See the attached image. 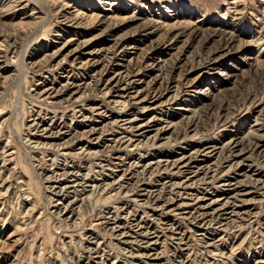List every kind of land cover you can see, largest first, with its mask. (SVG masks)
<instances>
[{
    "label": "rangeland",
    "instance_id": "374dc122",
    "mask_svg": "<svg viewBox=\"0 0 264 264\" xmlns=\"http://www.w3.org/2000/svg\"><path fill=\"white\" fill-rule=\"evenodd\" d=\"M10 1L0 0V11ZM50 4L54 12L44 10ZM8 12L0 19V264H149L138 257L144 249L156 250V264H264V147L254 150L264 144V0H18ZM92 13L117 15L108 36ZM78 14L87 25L66 26ZM12 21L30 30L7 56ZM121 37L126 51L116 47ZM86 40L85 60L115 47L112 56L94 68L66 57ZM50 88L54 99L44 96ZM138 91V101L150 93L142 105L131 98ZM155 92L163 94L156 103ZM62 147L100 150L101 162L63 161ZM184 156L188 168L172 166ZM63 168L88 176L85 191L50 194L56 178L47 179ZM62 198L70 205L61 217ZM182 205L187 214L174 216ZM203 207L224 209L207 232ZM115 215L139 223L127 240L149 236L114 241Z\"/></svg>",
    "mask_w": 264,
    "mask_h": 264
},
{
    "label": "bare ground",
    "instance_id": "6f19581e",
    "mask_svg": "<svg viewBox=\"0 0 264 264\" xmlns=\"http://www.w3.org/2000/svg\"><path fill=\"white\" fill-rule=\"evenodd\" d=\"M37 2V1H36ZM17 4H18V0H11L10 2H9V4L7 3V9L5 10L4 8H2V9H4V11H0V19L2 18V19H6L8 16H9V14H6L8 11H11L12 10V8H15L16 6H17ZM47 4V3H46ZM40 5H42V4H40ZM41 7V6H40ZM44 7V10L47 12L48 10L50 11H53V10H55L56 8H55V5H51L50 4V6L48 5V6H43ZM62 7V6H61ZM60 7V8H61ZM64 8V7H63ZM59 11V10H58ZM54 12V11H53ZM9 13V12H8ZM56 13V12H55ZM64 13V12H63ZM80 13V12H79ZM59 14H61V12L59 11ZM13 16V15H12ZM103 16V15H102ZM104 16H106V15H104ZM103 16V17H104ZM67 17V16H66ZM88 17V16H87ZM13 18V17H12ZM65 18V17H64ZM88 18H90L91 19V21H94L97 25H107V24H109V26H107V28L100 34V35H105L106 34V36H108L109 35V33H111L112 32V30H113V26L112 25H114V21L116 22V20L118 19L119 20V18H117V15H114V14H109L106 18H100V16H98V15H96V14H93L92 13V15H90ZM82 19L84 20V19H86V17H84L83 16V14H78V15H73L72 17H70L69 18V20H67V22H68V24H66V26H75L77 29H81V28H84V26H86L87 24H84L83 22H82ZM17 20V19H16ZM15 20V21H16ZM86 20H88V19H86ZM81 21V22H80ZM66 22V21H65ZM31 23V22H30ZM64 23V22H63ZM178 23V22H177ZM184 23V22H183ZM9 24V23H8ZM75 24V25H74ZM116 24V23H115ZM180 24V23H179ZM150 25V24H149ZM153 25V24H152ZM177 25V24H176ZM180 25H183V24H180ZM184 27H186V30L187 29H190V30H192V31H189V30H187V32H189L191 35H193V33H198V29H196V28H193V27H191V25L190 24H186V23H184ZM4 26V25H3ZM3 26H2V28H3ZM115 26V25H114ZM167 26V25H166ZM170 26V25H169ZM24 27H29V28H27L26 29V31H24L25 30V28ZM155 27V26H154ZM168 27V26H167ZM173 27V26H172ZM171 27V28H172ZM177 27V26H176ZM5 28H6V31H7V33H5L4 31V33H5V41H4V43L6 44H9V42H11L12 41V43L10 44V45H8V46H2V47H4L5 49L3 50V52H4V54L5 55H9V51L11 50V49H16L17 48V38H18V33H19V35L21 34V33H24V32H28L29 30H30V24L29 23H20V24H18V23H14L13 21H12V23H10L9 24V26H5ZM170 28V29H171ZM34 29V28H33ZM32 29V30H33ZM162 29V28H161ZM35 30V29H34ZM169 30V29H168ZM168 30H167V32H168ZM172 32H175L174 30L172 31ZM185 33V32H184ZM33 34V33H32ZM152 34V33H151ZM171 35V34H170ZM182 35H183V32H182ZM188 35V34H187ZM183 36H185V35H183ZM196 36V35H195ZM194 36V37H195ZM164 38V37H163ZM167 38V37H166ZM190 38V37H189ZM76 39L75 38H72V39H69V41L66 43V46H69V45H71L74 41H75ZM174 40V39H173ZM229 40H232V38H230ZM92 41L91 40H86V41H84L83 43H82V45H80L78 48H76V49H74L73 51H71L66 57L67 58H69V59H72L73 58V62L74 63H76L77 65L78 64H82L83 63V61H84V63L82 64V66L81 67H98V66H100V65H102L103 63H104V61H105V59H103L102 60V58H103V56H105V55H108V56H106V57H110V56H112L111 54L112 53H109L108 51H112L115 47H112L111 49H108V50H102L101 51V53H99V54H96V53H93V52H88L87 54L89 55L88 56V58H86V60L82 57V53L86 50V49H88V46H89V44L91 43ZM228 43V42H227ZM158 44V43H157ZM123 46H125L124 45V37H121V38H119L118 40H117V42H116V47H123ZM1 47V46H0ZM150 47V46H149ZM152 47V46H151ZM124 48V47H123ZM121 49L122 51L123 50H127V49ZM1 49V48H0ZM3 49V48H2ZM151 49V48H150ZM0 52H2V50H0ZM108 52V53H107ZM15 53V52H14ZM126 53V52H125ZM56 55V54H55ZM211 56V55H210ZM116 58V57H115ZM66 59V58H65ZM113 60V59H112ZM112 60L111 61H109V63L110 62H112ZM79 61V62H78ZM103 62V63H101L100 64V62ZM208 61V60H207ZM212 61H213V59H212ZM2 62V61H1ZM167 62V61H166ZM201 63H202V61H201ZM200 63V64H201ZM100 64V65H99ZM162 64V63H161ZM164 64V63H163ZM162 64V65H163ZM168 64V63H167ZM64 66V65H63ZM109 66V65H108ZM167 66V65H166ZM104 67H105V65H104ZM140 67V66H139ZM164 68V67H163ZM162 68V69H163ZM89 69V68H88ZM108 69V68H107ZM142 69V68H141ZM159 70H161V69H159ZM150 71V70H149ZM163 71V70H162ZM167 75V74H166ZM121 77V75H119V76H117V79L118 78H120ZM124 77V76H123ZM184 77V76H183ZM8 78H9V76L8 77H5V81L6 80H8ZM129 78V75H127L126 74V76H125V80H127ZM168 79V78H167ZM157 80V79H156ZM112 81V80H111ZM129 81V80H128ZM165 81V80H164ZM168 81H169V79H168ZM120 82V81H119ZM182 82V81H181ZM131 84L132 83H127V86L128 87H130L131 86ZM181 90V89H180ZM157 91V90H156ZM163 91V90H162ZM170 91V90H169ZM142 92V91H141ZM141 92H137V94H136V96H134V97H131L132 99H136L137 100V104H143L146 100H148V99H150V98H148V96L150 95V93H147V95L145 96V98H143V99H140L139 101H138V99H139V94L141 93ZM151 92V91H150ZM132 93V92H131ZM45 95H48L47 96V98L48 99H54V98H56V97H54L55 95H53V92H52V90H51V88H50V90H46L45 91V93H44V96ZM132 95H134V94H132ZM154 98L152 99V100H154L153 102L154 103H156V102H158L160 99H162L163 98V94L162 93H159L158 94V92H155L154 93ZM143 96V95H142ZM123 97V96H122ZM128 97H129V95H128ZM45 99V100H48V99ZM72 99H75V100H73L74 102H76V104L78 103V102H80V101H83V99H76V98H74V97H71ZM70 98V99H71ZM142 98V97H141ZM3 99V98H2ZM134 99V100H135ZM70 102V101H69ZM51 103V102H50ZM115 103V102H114ZM120 102H117L116 101V104H114V105H117V104H119ZM124 102H122V104H123ZM135 104V103H134ZM258 104V103H257ZM256 104V105H257ZM100 106V105H99ZM261 106H262V104L261 105H259L257 108L254 106V109L255 110H258V109H260L261 108ZM128 107V106H127ZM97 108V107H96ZM75 109V108H74ZM144 109V108H143ZM88 110V109H87ZM191 109H187V111H190ZM261 111V113H263L262 115H263V117H264V108L262 109V110H260ZM257 113V112H256ZM13 116V115H12ZM11 117V116H10ZM15 117V116H14ZM259 118V117H258ZM124 126L125 127H134V121L133 120H130V119H128V118H125L124 119ZM118 123V122H117ZM123 123V122H122ZM115 124V123H114ZM123 125V124H122ZM139 126V125H138ZM261 126H263V125H261ZM43 130H46V129H43ZM163 131H165V130H159L158 131V134L159 133H162ZM94 132H96L95 130H91L89 133L90 134H92V133H94ZM50 134V133H49ZM158 134L156 135V137L158 136ZM165 134V133H164ZM49 136H52V135H49ZM119 140H121V144H123L124 142H123V140L122 139H119ZM90 141V140H89ZM98 141V140H97ZM239 143L240 142H238V141H234V143H232L231 145H229L231 148H232V150H235L236 148H238L239 147ZM97 145H96V147L99 145V143H96ZM230 144V143H229ZM43 145H45L44 143H43ZM51 146V145H50ZM90 146V145H89ZM88 146V147H89ZM59 147V146H58ZM61 147V146H60ZM67 147V146H66ZM66 147H62V149H58L57 150V153L56 154H58V157H61V158H63V161L64 160H67L68 158H71V157H73V156H78V158H81V159H87V160H90V161H93L94 162V165L95 164H99L100 162H101V152H100V150H98V151H95L94 150V152H88V153H85L84 151L83 152H79V153H73L72 152V150H70L69 149V147L68 148H66ZM262 147H264V144H261V142L260 141H256V144L254 145V150L256 149V151L257 150H260V148H262ZM53 148V147H52ZM56 149H57V147H56ZM218 149V148H217ZM221 149V148H220ZM215 150V149H214ZM225 150H227L226 148H222V151H225ZM232 150H230V153L231 154H233V153H235V151H232ZM263 150V149H262ZM210 151V150H209ZM244 151V149H242V152ZM253 151V150H252ZM215 152V151H214ZM213 152V153H214ZM209 153V152H208ZM259 153H261V151L259 152ZM13 154L14 153H12L11 155H9L8 157L10 158V157H13ZM220 154V153H219ZM240 154V153H239ZM242 154V153H241ZM263 158H264V153L261 155ZM4 159V158H3ZM60 159V158H59ZM10 160L12 161L13 159L12 158H10ZM194 160V159H193ZM5 162L4 163H8V161L9 160H4ZM97 161V162H96ZM191 161H192V159H191V157H188V158H186L185 156L184 157H181V158H179V159H177V160H175V162L173 163V167H176L177 168V166L178 165H182V169H184V168H188V166L190 165V163H191ZM68 162V161H67ZM242 162V161H241ZM9 164V163H8ZM154 164V163H153ZM156 165V167H159L160 166V163L158 162V163H155ZM166 164V163H165ZM4 166H6V164H4ZM97 166V165H96ZM101 167H102V165H100ZM104 166V165H103ZM150 167V165H148V168ZM179 167V166H178ZM180 168V167H179ZM165 169H166V171H167V169H168V165H165ZM4 169H2L1 171H3ZM63 171H64V168L62 169ZM46 171V170H45ZM57 173V172H56ZM45 174V173H44ZM88 177V176H87ZM87 177H84V175H80L79 174V176H76V174L74 175L71 171H68V170H66V171H64V172H61V173H58L57 174V177L55 176H50L47 180L48 181H53V179L52 178H56L55 179V183L53 184H51V186L50 187H48L49 188V192H50V194H52V195H54V196H56V197H68L69 196V194L70 193H75L76 191H78V190H81V189H79L80 187H83V191H85V189H86V184L88 185V183H87ZM110 177V176H109ZM69 179L71 180V181H69ZM4 182V181H3ZM90 183V182H89ZM53 185V186H52ZM74 203V202H73ZM188 204V203H187ZM215 204V203H214ZM58 206H60V207H57V211H58V214L62 217L63 216V214H64V212H66L67 210H68V205H70V204H67V205H65V202L63 201V198L62 199H59V201H58V204H57ZM227 205V204H226ZM188 206H189V204H188ZM224 206H225V204H224ZM183 207H186V205H182V206H178V207H176L174 210H172V211H174V212H176V213H178V214H174V216H179V215H185V214H187V213H179V212H181V208H183ZM164 208V207H163ZM201 208V207H200ZM206 208V207H205ZM213 208V207H212ZM215 209V208H214ZM214 209H212V210H214ZM29 210H31V209H29ZM74 210V209H73ZM203 210H206V211H204L201 215L203 216V220L206 222V224L204 225L203 224V228H204V230L207 232V231H209L211 228H212V226L214 225V223H215V221L217 220V219H215V214L217 215V217L219 218L220 216L219 215H222V214H220L221 213V211H224V209L223 208H221V209H215V211L213 212V213H209L210 212V207H208V209H204V207H203ZM72 211V210H71ZM171 211V210H170ZM183 212V211H182ZM187 212V211H186ZM190 212V211H189ZM27 213V212H26ZM27 214H29V213H27ZM27 217V216H26ZM185 217V216H184ZM110 222H108V224H110L111 225V228H110V232H111V234H110V237H112L113 238V240L114 241H120L119 243H121V242H123V244L125 243V244H136V241H137V238H138V236H149V231H147V232H145V231H143V230H141V231H139L140 233H142V234H140L138 231H135V232H133L134 234H136L135 236H134V239H130V240H127L126 239V237L129 235L130 236V234H128V233H130L131 232V229L133 228V226L135 225V224H139V223H133L134 221H135V219L133 218L132 220H131V222H128L127 224H124L123 222H119L118 221V216H113L112 218H110V220H109ZM30 222V221H29ZM134 224V225H133ZM29 225V224H28ZM27 226V225H26ZM141 227V226H140ZM213 229V228H212ZM124 230H127V231H125V232H122V231H124ZM148 230V229H147ZM203 230V231H204ZM155 233V232H154ZM93 234V233H92ZM128 234V235H127ZM156 234V233H155ZM174 234V233H173ZM167 236V235H166ZM165 236V237H166ZM159 235H156L155 236V238L153 239V241H150V244L149 245H151V246H156L157 245V243H159L158 242V240H159ZM184 238V237H183ZM142 239H144V238H142ZM141 239V240H142ZM62 242V241H61ZM111 242V241H110ZM93 243V242H92ZM99 243H101V242H99ZM149 243V241H147V244ZM2 244V246L5 244V242H3V243H1ZM91 246H93L90 242H88L87 243V248H89V249H91L92 247ZM7 247V246H6ZM146 248H148V247H146ZM157 248V247H156ZM2 249L3 248H1V246H0V251H2ZM154 250V249H153ZM158 250V249H157ZM92 251V250H91ZM112 251V250H111ZM144 252H141L140 253V255L138 256L140 259H144V258H148V260H149V264H156V263H158V262H160L161 260H159L158 259V255L159 254H157V252H155L154 251V253L153 254H151V252L148 250V249H144L143 250ZM149 251V252H148ZM1 254V253H0ZM96 254H98V253H96ZM107 256V255H106ZM8 257V256H7ZM2 258H4L3 256L1 257V255H0V260L2 259ZM104 260V259H103ZM113 262V261H112Z\"/></svg>",
    "mask_w": 264,
    "mask_h": 264
}]
</instances>
